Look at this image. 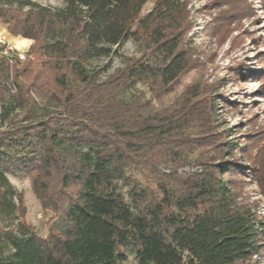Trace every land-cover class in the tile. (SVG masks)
I'll list each match as a JSON object with an SVG mask.
<instances>
[{"label": "trees", "instance_id": "1", "mask_svg": "<svg viewBox=\"0 0 264 264\" xmlns=\"http://www.w3.org/2000/svg\"><path fill=\"white\" fill-rule=\"evenodd\" d=\"M148 1L0 0L7 31L32 41L25 59H0V264H119L127 249L138 264H251L262 252L243 189L253 179L264 197V141L222 126L216 81L175 93L197 61L190 0L141 15ZM127 41L139 54L123 66L92 64ZM136 84L147 97L126 96ZM8 173L54 214L45 237L18 218Z\"/></svg>", "mask_w": 264, "mask_h": 264}, {"label": "rangeland", "instance_id": "2", "mask_svg": "<svg viewBox=\"0 0 264 264\" xmlns=\"http://www.w3.org/2000/svg\"><path fill=\"white\" fill-rule=\"evenodd\" d=\"M33 1L50 6L63 4V0ZM153 1L149 0L143 6L141 15L150 10ZM189 8L193 28L188 34V41L197 61L195 68L182 76L175 93L194 81H216L219 96L229 102L219 110L218 118L222 126L234 131V140L255 134L264 141V0H190ZM11 37L6 26L0 22V41L13 46ZM28 49L18 51L27 53ZM138 54V46L127 41L109 56L97 59L92 64L104 67L110 73L123 66L127 58ZM7 55L3 49L0 51V59ZM238 68L246 70L242 71L244 75L236 73L235 69ZM134 94L148 96L147 90L139 84L129 90L126 96ZM170 97L165 98L164 103ZM155 105L159 106L157 103ZM260 142L250 147L253 156L257 155ZM135 176L139 177L138 173L135 172ZM7 178L23 199V214L18 218L38 235L45 237L54 214L42 209L28 176L8 173ZM248 180L243 189L244 197L253 202L258 219L264 223V197L254 180ZM125 190L126 187L123 188ZM8 224V219H0L1 226ZM261 244L262 252L254 257L251 264H264V238ZM119 264L138 263L134 254L127 249L126 259Z\"/></svg>", "mask_w": 264, "mask_h": 264}, {"label": "built area", "instance_id": "3", "mask_svg": "<svg viewBox=\"0 0 264 264\" xmlns=\"http://www.w3.org/2000/svg\"><path fill=\"white\" fill-rule=\"evenodd\" d=\"M2 43V45L4 46L3 50L4 53L7 55L8 58H12L14 56L18 57L20 60H23L27 57V53L26 52H20L18 50H16L15 48H13V46H11L10 44L4 43L2 41H0Z\"/></svg>", "mask_w": 264, "mask_h": 264}, {"label": "crops", "instance_id": "4", "mask_svg": "<svg viewBox=\"0 0 264 264\" xmlns=\"http://www.w3.org/2000/svg\"><path fill=\"white\" fill-rule=\"evenodd\" d=\"M10 41L12 42L13 47L17 50H27L31 44L30 40L20 37H11Z\"/></svg>", "mask_w": 264, "mask_h": 264}]
</instances>
